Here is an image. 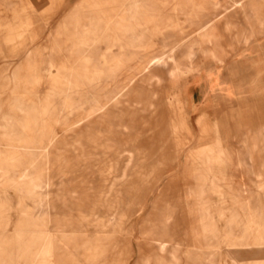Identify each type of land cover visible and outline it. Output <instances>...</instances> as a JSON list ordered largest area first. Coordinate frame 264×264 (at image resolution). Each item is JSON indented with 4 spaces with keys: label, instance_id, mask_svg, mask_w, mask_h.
Returning <instances> with one entry per match:
<instances>
[{
    "label": "rangeland",
    "instance_id": "rangeland-1",
    "mask_svg": "<svg viewBox=\"0 0 264 264\" xmlns=\"http://www.w3.org/2000/svg\"><path fill=\"white\" fill-rule=\"evenodd\" d=\"M261 35L264 0H0V264H264Z\"/></svg>",
    "mask_w": 264,
    "mask_h": 264
},
{
    "label": "crops",
    "instance_id": "crops-1",
    "mask_svg": "<svg viewBox=\"0 0 264 264\" xmlns=\"http://www.w3.org/2000/svg\"><path fill=\"white\" fill-rule=\"evenodd\" d=\"M239 28H242V30L246 29L245 19H244L243 26L239 27ZM236 47H237V51L233 53V56H235L234 57L235 58V62H234L235 65H240V66L244 67V75L245 76L252 75L258 71L259 72V78H260V83H258V85L260 87H263L262 89H260L259 94H255V95H251V94L248 95V93L245 94L244 101L249 102V103H252V102L254 103V101L255 102H257V101L261 102L262 106L259 104L260 105L259 109L263 113V115L261 113L260 116H264V35L263 36L261 35L257 39L251 37V39L249 41H247L246 43H243V44L239 43V44H237ZM216 50H217L218 56H213V57L218 59L219 61H222L223 60L222 59V55H223L222 52L223 51L219 47H217ZM231 63H232V58L228 59L227 63L220 67V73H221L220 77L221 78H223L225 76V74L228 71V66ZM239 80H240V76L237 77L236 79H234L232 84L239 83ZM194 86H198L200 88V91L203 94V101L202 102H205V100L208 102V101H210L209 99H211V98H212V101H215L217 99V97H216L217 94H215L214 92L209 93V95H207V96L204 95L205 91H204L201 84L193 83L192 88ZM192 88H191L192 100L195 102V98H194V94L192 92L193 91ZM197 103H199V102H197ZM201 107L202 108L200 109V111H194V112H198V116L201 112L206 113L205 108H207V106H205L203 103V104H201ZM256 108H258V107H256ZM257 160H259V158L256 159V161ZM259 162H260L259 165H261V163H262L261 160H259ZM255 164H257V163H255Z\"/></svg>",
    "mask_w": 264,
    "mask_h": 264
},
{
    "label": "bare ground",
    "instance_id": "bare-ground-1",
    "mask_svg": "<svg viewBox=\"0 0 264 264\" xmlns=\"http://www.w3.org/2000/svg\"><path fill=\"white\" fill-rule=\"evenodd\" d=\"M143 32H144V31H143ZM133 35H134V34H133ZM194 46H195V45H194ZM192 47H193V46H192ZM192 47H191V48H192ZM215 47H216V49H217L218 46H215ZM192 50H193V49H192ZM189 51H190V50H189ZM184 52H185V51H184ZM206 52H207V51H206ZM206 52H205V54H206ZM172 53H173V52H172ZM207 53H208V52H207ZM182 54H183V53H182ZM182 54H181V55H182ZM212 56H218L217 50H215V52H212ZM186 57H187V56H186ZM162 59H163V58H162ZM184 59H185V58H184ZM163 60H164V59H163ZM160 61H161V60H160ZM168 61H169V60H168ZM184 62H185V61H184ZM188 62H189V61H188ZM153 63H154V62H153ZM153 63H152V64H153ZM176 63H178V62H176ZM182 63H183V62H182ZM186 63H187V62H186ZM150 65H151V64H150ZM175 65H176V64H175ZM180 65H181V64H180ZM185 65H186V64H185ZM187 65H188V64H187ZM189 65H190V64H189ZM178 67H179V66H178ZM189 67H191V66H189ZM179 69H180V68H179ZM152 79H153V78H152ZM142 94H143V93H142ZM137 95H138V94H137ZM144 95H145V94H144ZM138 96H139V95H138ZM136 97H137V96H136ZM134 100H135V99H134ZM131 101H132V100H131ZM137 101L139 102V100H137ZM137 101H136V102H137ZM141 101H142V100H141ZM132 102H133V101H132ZM134 102H135V101H134ZM142 102H143V101H142ZM140 103H141V102H140ZM138 104H139V103H138ZM108 114H109V113H108ZM110 117H111V116H109V118H110ZM103 118H104V117H103ZM105 119H106V118H105ZM107 120H108V119H107ZM115 120H116V119H115ZM165 120H166V119H165ZM102 121H103V120H102ZM105 121H106V120H105ZM105 121H104V123H105ZM112 122H114V119L112 120ZM112 122H111V123H112ZM109 123H110V122H109ZM162 123H163V122H162ZM89 125H90V124H89ZM97 125H98V124H97ZM103 128H104V127H103ZM113 128H115V127H113ZM87 129H88V128H87ZM87 129H86V130H87ZM106 129H108V128H106ZM86 130H85V131H86ZM97 130H98V129H97ZM101 130H102V129H101ZM124 130H125V129H124ZM88 131H89V129H88ZM92 131H93V130H92ZM117 131H118V130H117ZM117 131H116V132H117ZM106 132H107V131H106ZM110 132H112V131H110ZM100 134H101V133H100ZM87 136H88V135H87ZM98 136H99V135H98ZM113 137H114V136H113ZM119 137H120V136H119ZM119 137H118V138H119ZM91 138H93V137H91ZM109 138H110V137H109ZM173 138H174V137H173ZM87 139H88V138H87ZM104 139H105V138H104ZM91 140H92V139H91ZM96 140H97V139H95V141H96ZM99 140L101 141L102 139H99ZM93 142H94V141H93ZM93 142H92V143H93ZM170 142H171V141H170ZM106 143H107V142H106ZM114 143H118V142H114ZM88 144H89V143H88ZM90 144H91V142H90ZM90 144H89V145H90ZM112 144H113V143H112ZM173 144H174V142H173ZM91 145H92V144H91ZM91 145H90V146H91ZM114 145H115V144H114ZM174 145H175V144H174ZM98 146H99V145H98ZM103 147H104V146H103ZM119 147H120V146H119ZM100 148H101V145H100ZM172 148H173V147H172ZM96 149H97V148H96ZM132 150H133V149H132ZM133 152H134V150H133ZM111 153H112V152H111ZM159 153H160V152H159ZM168 154H169V153H168ZM169 157H170V155H169ZM103 161H104V160H103ZM147 162H148V161H147ZM147 166H148V165H147ZM135 168H136V167H135ZM136 174H137V173H136ZM155 174H156V173H155ZM146 175H147V174H146ZM144 176H145V175H144ZM150 176H151V175H150ZM153 176H154V175H153ZM137 181H138V179H137ZM130 187H131V186H130ZM130 190H131V189H130ZM128 192H129V191H128ZM137 192H138V190H137ZM135 193H136V192H135ZM136 194H137V193H136ZM136 194H135V196H136ZM126 196H127V195H126ZM127 199H128V198H127ZM134 200H135V199H134ZM123 206H124V205H123ZM126 207H128V206H126ZM123 208H124V207H123ZM121 210H122V209H121ZM121 215H122V214H121ZM53 235H54V234H53ZM53 237H54V236H53ZM51 239H52V237H51ZM100 243H101V242H100ZM83 245H84V243H83ZM102 245L104 246V244H102ZM106 246H107V245H106ZM53 247H54V246H53ZM71 247H72V246H71ZM89 247H90V246H89ZM52 249H53V248H52ZM98 249H99V248H98ZM104 249H106V248H104ZM101 250H102V249H101ZM70 254H71V253H70ZM72 254H73V253H72ZM69 256H70V255H69ZM81 256H82V255H81ZM64 259H65V258H64ZM70 260H71V259H70ZM77 260H78V259H77ZM60 264H61V263H60Z\"/></svg>",
    "mask_w": 264,
    "mask_h": 264
}]
</instances>
